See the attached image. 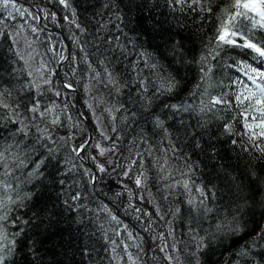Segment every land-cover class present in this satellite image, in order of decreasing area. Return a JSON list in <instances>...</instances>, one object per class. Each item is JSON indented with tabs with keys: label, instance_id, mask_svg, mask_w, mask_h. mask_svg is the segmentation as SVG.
<instances>
[{
	"label": "trees",
	"instance_id": "1",
	"mask_svg": "<svg viewBox=\"0 0 264 264\" xmlns=\"http://www.w3.org/2000/svg\"><path fill=\"white\" fill-rule=\"evenodd\" d=\"M16 2L18 6L27 7L41 16L40 9L54 11L58 19L55 23L50 19H41L37 23L27 14L21 18L14 10V19H7V11L0 13L5 18L8 32L20 31L16 51L25 56L31 52L35 57L34 61H30L32 68L25 67L23 61L9 50L10 41L0 36V89H13L9 103H18L21 113L23 105L29 103L33 95L44 104L54 102L58 105L56 112L65 124L54 132L58 136L72 133L74 139L69 144L79 143L90 134L93 147L88 149V154L95 156L96 160L89 158L83 163L85 168L96 173L98 180L93 188L88 175H82L83 169L78 167L66 176L57 177L66 181L60 187L52 182L49 173L55 169L49 164L44 177L20 183L9 193L16 200L17 192H28L36 185L34 193L39 196L22 204L19 200L15 204L9 202V219L3 224L8 237L5 246L17 240L20 243L14 244L12 254L6 258L7 264H132L129 256L135 264H247L249 260L264 264L259 256L264 252V245L252 247L246 257L236 255L240 245L250 242L259 227L264 225V184L253 186L246 174L249 168H254L257 176L264 177V157L243 134L244 122L239 115L241 109L200 111V101H206L209 95L227 93L231 98L237 91L232 85L243 77L234 67H229L234 61L242 59L253 63V66L260 65L251 60L247 50L231 46H224L214 60L209 57L207 64L212 71L206 77L199 71V64L191 63L193 57L207 54L211 47L208 41L215 36L216 29L225 18L229 0H212L209 5L211 12L199 13L201 19H195L198 14L189 13L187 9L183 12L173 10L166 0H70L77 23L85 28L83 33L75 24L63 19L67 15L70 21L72 13L58 4L49 0ZM29 25L38 29V35L31 32ZM253 34L257 39L264 38V31ZM115 36L120 37L121 43H128L129 49L137 54L135 59L132 56L126 59L119 52L105 58L93 46L100 38ZM76 38L80 41L79 45L74 42ZM26 41L34 42V52L27 48ZM173 41L177 47L183 46L181 52L186 61L181 68L183 91L178 96L173 93L172 99L153 98L151 105L145 108L139 95L129 94L131 86L139 79L130 63H136L138 53L144 52L151 56L149 63L155 60L167 67V62L161 60V54L171 58ZM52 46L58 51L62 49L65 55L71 53L76 60L57 63L59 57L53 58L52 52L48 51ZM104 51L107 52V48ZM86 54L93 68L100 73L99 80L92 79L93 74L86 71L87 65L82 60ZM101 60L103 64L99 63ZM41 62H47L55 71V75L49 77L53 85H42V96L30 86V80L36 79L37 74L28 77V71L37 68ZM105 67L115 75L121 86L119 94L113 85L107 83ZM11 68L17 71L10 74ZM136 71L153 81L156 79L142 61L137 63ZM62 82L72 84L75 92H66ZM85 85L90 89L87 93ZM47 87L61 91V97L47 91ZM150 94L151 90L145 95ZM64 95L72 101L66 112ZM181 100L190 104V110L176 114L175 119L171 118V113L166 114L160 108L163 102L179 103ZM86 101L92 104L91 110ZM121 105V111H115ZM106 108L113 109L112 115L105 111ZM153 112H158L161 119L168 116L164 123L165 127L171 125L168 128L170 136L166 137L156 126ZM112 116L116 117L115 121ZM77 123L79 127H75ZM98 123L105 135L112 139L105 140L100 135ZM225 123L231 126V135L223 130ZM113 126L117 132L112 131ZM117 135L118 140L115 139ZM194 140H198L201 147H194ZM97 142L106 148L114 146L116 151L100 156L94 146ZM132 160H137L139 166L134 167L126 178L117 163L126 169ZM76 163L79 164L78 159ZM97 163L103 164L107 171L97 172ZM189 164L193 166L191 170ZM141 172L144 182L138 188L134 176ZM233 177L237 179L233 180ZM183 180L215 192L213 199L205 201L212 209L211 213L201 216L199 210H190L187 201L198 194L186 193L178 183ZM237 184L243 186L241 192H237ZM72 191L81 193L86 207H80L79 201L64 203L65 196ZM245 196L248 197L246 203ZM71 204L76 207H70ZM237 204L240 208L238 215L247 224V234L221 236L194 258L195 241L192 236L204 235L203 230L209 228L214 231L213 221L231 220L228 212L236 211ZM103 205H107L122 223L117 225L110 221L101 211ZM177 208L179 213L175 212ZM53 211L57 213L54 217L51 216ZM50 217L57 222L54 226L49 225ZM101 223L104 224L103 229L99 227ZM124 225H127V231ZM17 229L22 231L16 234ZM161 248L165 251L162 252ZM166 255H171L172 261L166 259Z\"/></svg>",
	"mask_w": 264,
	"mask_h": 264
},
{
	"label": "snow or ice",
	"instance_id": "2",
	"mask_svg": "<svg viewBox=\"0 0 264 264\" xmlns=\"http://www.w3.org/2000/svg\"><path fill=\"white\" fill-rule=\"evenodd\" d=\"M49 2L60 5L64 10L70 11L72 13V19L69 21V17L65 15L63 19L71 24H75L76 28L79 29L81 33L85 31L76 20L75 10L70 3V0H49ZM166 3L172 7L173 10H179L183 12L185 9L189 13H197L198 15L195 19H201L199 13L211 12L212 0H166ZM13 10L21 18L25 17L27 14L32 20L37 23L41 19H50L52 22H56L58 17L56 12L51 10L40 9L43 16L30 11L29 8L17 4L16 0H0V13L7 11V19H14ZM119 19V17H118ZM14 27V26H13ZM30 30L33 34L38 35V29L34 26L29 25ZM118 28V25H116ZM23 26H21L22 30ZM122 31V30H121ZM257 31H264V0H229V6L225 9V18L221 20L219 27L216 29V34L214 37L210 38L208 43L211 47L208 48L206 55H202L199 58L193 57L191 63H197L200 65L199 71L206 77L209 72L212 71L210 65L207 64L209 57L213 60L219 55L220 50L224 46H231L232 48H239L247 50L251 57V60L259 67L253 66V63L246 62L242 59L234 61L229 67H234L239 73L242 79H237L232 86L236 87L237 91L233 94L231 98H228L227 93H222L218 96H208V99L201 100L200 103L202 107L201 112L210 111L216 108H232L236 107L241 109L239 115L243 120L244 135H247L249 140L252 142V147L259 150L261 157H264V38L257 39L253 33ZM0 36L5 37L9 43V50L13 51L15 56L18 57L20 61H23L25 67L31 69L32 65L30 61H34L35 57L31 52L25 56L22 52L16 51V46L19 45L20 41L17 37L20 36V31L8 32L5 27V18L0 16ZM79 45L80 41L78 38L74 41ZM33 41H26V46L29 49L33 48ZM174 47L172 49L173 55L169 58L166 54H161V60L167 62V67L163 64H158L155 60L151 59L150 54L140 52L138 53L139 60L136 63H130V67L133 69L134 74L139 76V79L134 85L131 86L132 94L139 95L141 100H144L143 107L148 108L151 105L153 98L156 97H166L167 99H172V94L180 95L183 91L181 86V68L185 64V56L182 54V45L176 46V42H172ZM102 56L107 58L108 55L115 54L119 52L124 58L132 56L135 59L137 55L133 49H129L128 43H121L120 37L115 36L111 39L106 37L100 38L98 43L93 45ZM107 48V52L104 49ZM52 52L53 58L59 57L56 61L57 63H63L65 60L74 62L76 57L69 53L65 55L63 50L59 51L55 46L48 49ZM81 51H84L81 48ZM83 63L87 65L86 71H90L92 79L99 80L100 73L96 72L93 68L92 63L89 62L87 54L82 58ZM143 62L144 66L149 68L154 76L156 77L153 81L148 76L140 75L136 71V65L139 62ZM103 64V61H99ZM179 64L180 67H176ZM17 71L15 68L9 69V73ZM105 72L107 73L106 79L107 83L113 85L116 89V93L119 94L121 86L117 83L116 77L112 72H109L105 67ZM37 74L36 79L30 80V86L35 89L36 93L42 96L44 93L40 91L42 85L50 86L53 85V81L49 78L55 75L54 69L50 68L47 62H41L39 66L35 69L28 71V77H33ZM39 81V82H38ZM125 87H128L125 85ZM199 87V85H197ZM62 88L66 92H75V88L70 83H63ZM47 91L53 92L56 97H61V91H56L54 87H47ZM89 86L85 85V92H89ZM150 95H145L149 93ZM13 89L3 88L0 89V264H7L6 258L12 254L14 244L20 243V241H13L5 246V241L8 237L4 231L3 224L9 219L8 215V205L9 202L15 204L16 200H19L21 204L25 200H35L38 199L39 194L34 193L36 185H33V189L28 192L16 193V200L9 195L15 188L19 187L20 183H27L30 180H38L45 176L49 164L55 169L54 172L49 173L52 177V182L63 187L66 184L65 179H57L60 176H66L68 172H74L76 168L83 169L82 175H88L90 182L95 185L98 176L90 168L84 167V160L91 159L96 160L95 156H89L88 149L93 147L91 143V138H84L79 143L69 144L70 141L74 139V135L69 133L67 136H58L55 134L54 129L64 126L65 122L61 119L60 114L56 112L59 107L54 102H49V104H44L35 95L30 98V102L23 105V113L20 111V105L18 103H9V98L12 96ZM207 90L205 89V92ZM195 95V93H192ZM64 100L67 101L64 104V111L66 112L69 105L72 103L67 95H64ZM86 106L91 110L92 104L85 102ZM115 108V106H114ZM123 108L121 105L119 108H115V111L119 112ZM160 108L164 109L166 114L171 113L172 119L176 118V114L189 111L190 104H186L184 100L179 103H169L163 102ZM112 115L113 109L106 108ZM82 115V114H81ZM134 115V113L132 114ZM153 120L157 127H159L165 136H170L168 128L165 127L164 120L168 118L166 115L164 119H161L158 112L152 113ZM71 120V117H68ZM115 121L116 117L112 116ZM183 123V121H180ZM8 125H11L10 127ZM79 123L75 127H79ZM97 130L100 132L101 136H104L105 140L112 139L105 135V132L100 129L99 123L97 124ZM223 130L226 134L231 135V126L223 125ZM113 132H117V128L113 126ZM116 140L119 139L117 135ZM233 144L236 141H231ZM115 144V140L113 141ZM100 156L105 155L106 152H115V147L106 148L102 147L99 142L95 145ZM194 147H201L198 140L193 141ZM174 150H178L175 149ZM64 153L65 155H62ZM59 157V158H58ZM79 160V164L76 160ZM190 159V157H189ZM139 162L137 160H132L125 169L122 164L117 163V167L121 168V174L126 178L129 177L130 173L133 172L134 167H138ZM189 169H192V165H188ZM27 169V171H23ZM96 170L99 173H105L107 170L103 164L97 163ZM20 172V175H17ZM248 178L253 182V186L264 184V177L257 176L256 170L254 168H249L247 171ZM184 175H187L185 173ZM143 176L141 172L134 176V183L139 188L143 186ZM233 180L237 179L235 177ZM13 181H17L16 184ZM180 186L183 187L186 193H195L198 195H193L188 199L187 203L192 211H200V215L204 216L206 213H211L212 209L208 207L205 201L213 199L215 197V192L212 189L206 187H196L195 185H190L187 180L178 182ZM170 185L169 187H173ZM237 192L243 190L242 185H235ZM120 193H117L119 195ZM198 200V203H197ZM248 197H244V202L246 203ZM69 201H79L80 207H86L83 204V197L79 191H72L70 195L65 196L64 203L68 204ZM55 207V205H53ZM70 207H76L75 204H71ZM101 211L106 214L110 221L115 222L117 225L122 222L118 219L117 215L113 214L107 205H103ZM136 211H140L136 209ZM240 211L239 204H237L236 211H229L228 215L231 220H219L213 221L214 231L209 228L203 230L204 235H193L192 239L195 241L194 251L192 253L193 257H197L199 253L203 252L205 248H208L214 241L224 235L242 236L247 234V224L242 221L238 215ZM176 213L180 212V209L175 210ZM57 213L53 211L51 216H56ZM15 220V217H11ZM43 223V220L41 221ZM57 222L49 218V225L54 226ZM87 227V225H85ZM101 229L104 228V224L99 225ZM127 231V225H124ZM193 232L195 229H191ZM22 231L17 229V233ZM116 235H119V231H116ZM129 236L131 233L129 232ZM259 241V243H257ZM264 245V225L260 226L252 236L250 242H245L241 244L236 255L240 257H246L249 255L252 247H259ZM174 247V246H173ZM161 251H165V248H161ZM253 256L257 255L252 253ZM260 259L264 261V252L259 254ZM132 260V257H128ZM166 259L172 261L173 257L171 255H166ZM235 259V257H234ZM247 264H255L254 260L247 261Z\"/></svg>",
	"mask_w": 264,
	"mask_h": 264
},
{
	"label": "water",
	"instance_id": "3",
	"mask_svg": "<svg viewBox=\"0 0 264 264\" xmlns=\"http://www.w3.org/2000/svg\"><path fill=\"white\" fill-rule=\"evenodd\" d=\"M90 137V136H89ZM95 185H93V187H94Z\"/></svg>",
	"mask_w": 264,
	"mask_h": 264
}]
</instances>
